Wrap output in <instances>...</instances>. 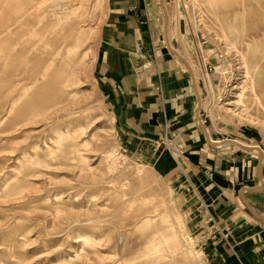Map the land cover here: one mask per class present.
<instances>
[{"label":"rangeland","instance_id":"1","mask_svg":"<svg viewBox=\"0 0 264 264\" xmlns=\"http://www.w3.org/2000/svg\"><path fill=\"white\" fill-rule=\"evenodd\" d=\"M67 1L0 0V264H204L172 192L120 145L98 90L107 0H85L81 9V0H70L78 18L61 29L52 15ZM163 4L201 108L209 93L214 98L211 125L243 142L250 136L264 151V0ZM80 30L88 32L81 69L66 49ZM51 63L78 82L50 104L56 71L48 70L45 85L42 75ZM239 93L240 105L229 104ZM230 109L244 110L240 124ZM69 145L72 158L63 159Z\"/></svg>","mask_w":264,"mask_h":264},{"label":"crops","instance_id":"2","mask_svg":"<svg viewBox=\"0 0 264 264\" xmlns=\"http://www.w3.org/2000/svg\"><path fill=\"white\" fill-rule=\"evenodd\" d=\"M168 40L180 54L170 35ZM98 43L95 80L120 145L131 148L132 156L169 188L190 233L198 231L200 237L211 224L215 228L198 243L204 264H264V220L246 206L264 215V158L259 180L256 151L205 140L194 116L197 97L191 75L164 41L159 0H107ZM247 48L252 54L257 46L253 42ZM213 99L209 93L206 109ZM198 113L212 140L227 137L260 147L250 136L242 135L243 142L218 132L205 109ZM205 212L210 221L204 220Z\"/></svg>","mask_w":264,"mask_h":264},{"label":"bare ground","instance_id":"3","mask_svg":"<svg viewBox=\"0 0 264 264\" xmlns=\"http://www.w3.org/2000/svg\"><path fill=\"white\" fill-rule=\"evenodd\" d=\"M74 1H76V0H74ZM69 2V3H68ZM80 2V1H79ZM68 3V4H67ZM70 4V0H68L67 2H65V4L63 5H61V12H58V13H56V14H54V15H52V16H55L56 17V20H57V25H58V27L59 28H63L64 26H69V21H71V20H75V19H77L78 18V16H77V13H76V10H77V8H75L74 7V4L73 5H69ZM67 5H69V6H67ZM84 5H85V0H81V2L79 3V7L78 8H82V7H84ZM162 5H163V0H162ZM68 7V8H67ZM66 8H67V12H65V10H66ZM163 8H164V6H163ZM80 9H79V11H80ZM87 10V9H86ZM164 10H165V8H164ZM56 11V10H55ZM78 11V12H79ZM57 12V11H56ZM165 13H166V10H165ZM80 18H82V17H80ZM79 18V19H80ZM78 19V20H79ZM166 19H167V14H166ZM70 27H71V25H70ZM87 36H88V32H85L84 30H80V31H78V36H77V38H76V40H77V42L74 44V46H69L68 48H66L67 49V51H68V55H67V59L69 60V62L70 63H76L78 66H79V69H81L82 68V63H83V58L87 55H85L84 57H79V55H80V53L78 52V49L81 47V45L84 43V41L86 40V38H87ZM165 40H166V42H167V45H168V47L172 50V51H174L178 56H180L182 59H184L180 54H178L171 46H170V43H169V40H168V33H167V30H166V33H165ZM58 52V51H57ZM67 54V53H66ZM184 61L186 62V64L188 65V67H189V70H190V74H191V82H192V85H193V89H194V92H195V94H196V97H197V107H198V109L201 107V99H200V97H199V95H198V91H197V88H196V83H195V78H194V74H193V71H192V68H191V66L188 64V62L184 59ZM47 66V65H46ZM51 68V72L54 70V71H56V74L54 75V77H53V79H52V81H53V83H55V81H56V85L58 86V90H55V88H52L51 90H53V93L55 94H58V95H54V96H51V99H50V101H49V103L51 104V101H52V103L53 102H56V101H59V99H58V97L59 96H61V95H67L68 96V92H66V91H64V89H68L69 87H72V86H74L78 81H76L75 82V78H77L73 73H70L68 70H65V69H57V67L55 68V66H53L52 65V63H51V66L48 64V66L46 67V69H45V71H44V73H43V75H42V77H43V84L45 85V80H46V78H47V76H48V74H49V72H48V70ZM55 68V69H54ZM252 68L253 69H255V67L254 66H252ZM65 70V71H64ZM39 76V75H38ZM55 79V80H54ZM34 81V80H33ZM18 82V81H17ZM35 82V81H34ZM16 83V82H15ZM14 83V84H15ZM40 83V82H39ZM18 84V83H17ZM79 84V83H78ZM77 86V85H76ZM60 88V89H59ZM61 88H62V90H61ZM52 93V94H53ZM19 95V94H18ZM16 98V97H15ZM49 97H47V99H48ZM240 98H241V93H239V94H236V99H238V100H236V101H233V102H230L229 104H233V105H235V107H238L239 105H240ZM20 102V101H19ZM225 105H228V103H226ZM211 106H213V105H211ZM214 109V108H213ZM207 111V113H208V109L206 110ZM230 111V113H231V116L232 117H236V118H238V122H239V124L242 122V116H243V114H244V110H242V109H238V111H235V110H229ZM9 114V113H8ZM215 114V116L216 117H219V114L216 112V113H214ZM10 115V114H9ZM4 123V122H3ZM230 124H232V123H230ZM229 124V125H230ZM236 124V123H235ZM238 124V125H239ZM234 126V125H233ZM214 128V127H213ZM216 129V128H215ZM205 131H206V134H207V137L212 141V142H215L216 143V145L217 146H221L222 148L224 147V146H228L229 144L228 143H225V142H223V140H212L211 138H210V135L207 133V131H208V129L205 127ZM234 141V140H233ZM238 145H241V146H247V145H243V144H241V143H239V142H237V141H235ZM232 147H235V148H239L238 146H236V145H231ZM74 148V145H69V146H66L65 147V152H64V156H65V158H63V159H67V158H72V155H73V153L71 152V150ZM249 147H253L252 148V150H254V151H256V149L254 148V147H256V146H249ZM258 147V146H257ZM68 149V150H67ZM71 149V150H70ZM240 149H242V148H240ZM262 150V149H261ZM257 152V151H256ZM262 153H263V156H262V158H264V152H263V150H262ZM42 161H37V163H41ZM44 162V161H43ZM32 175H34V174H32Z\"/></svg>","mask_w":264,"mask_h":264},{"label":"water","instance_id":"4","mask_svg":"<svg viewBox=\"0 0 264 264\" xmlns=\"http://www.w3.org/2000/svg\"><path fill=\"white\" fill-rule=\"evenodd\" d=\"M159 5H160V8H161V12H162V27H163L164 41H165V43H166V46H167L169 52H170L173 56H175L177 59H179V60L185 65V67L187 68L188 72L190 73L189 67H188V65L186 64V62L184 61V59H182L180 56H178V55H177L174 51H172V50L168 47V45H167V42H166V40H165V33H166L167 19H166V13H165V10H164L163 5H162V0H159ZM190 75H191V74H190ZM197 106H198V105H196L195 110H194V116H195V119L197 120V122H198V124H199V126H200V128H201V131H202V133H203V135H204V137H205V140H206L208 143L212 144V145H216L215 142H212V141L207 137V134H206V131H205V125H204V123L201 121V118H200L199 113H198V107H197ZM221 140H223V142H225V143H228V144H231V145H236V146H238L239 148H242V149H245V150H252V148H253V147H249V146H244V147H243V146H241V145H238L235 141H233L232 139L227 138V137H222ZM216 146H217V145H216ZM254 148H255L256 151H257L256 175H257V178H258L259 180H261V176H260V163H261V161H262L263 153H262V150H261L260 147H257V146H256V147H254ZM246 189H248V190H256V189H258V187H246ZM246 206H247L248 210L250 211V213H251L252 215H254V216L257 217V218H260V219L264 220V215L259 214V213H257V212H254V211H253L248 205H246Z\"/></svg>","mask_w":264,"mask_h":264},{"label":"built area","instance_id":"5","mask_svg":"<svg viewBox=\"0 0 264 264\" xmlns=\"http://www.w3.org/2000/svg\"><path fill=\"white\" fill-rule=\"evenodd\" d=\"M201 121L203 122L204 120L201 119ZM204 220L205 221H210L211 220V217L207 214V212H205ZM209 228H211V230H206L205 233L203 235H201L200 237L198 236V234H197V236H195L193 234L194 232L190 233L188 237H189V239L194 238V240H192L194 242V245H198L200 240H205L208 236H210L213 233V231L215 229V228H212V224L210 225Z\"/></svg>","mask_w":264,"mask_h":264}]
</instances>
